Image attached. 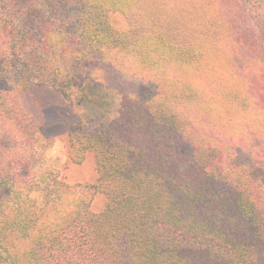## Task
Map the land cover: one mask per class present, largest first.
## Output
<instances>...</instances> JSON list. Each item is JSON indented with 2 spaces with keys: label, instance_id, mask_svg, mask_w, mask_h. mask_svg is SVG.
Segmentation results:
<instances>
[{
  "label": "trees",
  "instance_id": "16d2710c",
  "mask_svg": "<svg viewBox=\"0 0 264 264\" xmlns=\"http://www.w3.org/2000/svg\"><path fill=\"white\" fill-rule=\"evenodd\" d=\"M85 78L120 96L69 127L96 177L40 175L22 96ZM0 264H264V0H0Z\"/></svg>",
  "mask_w": 264,
  "mask_h": 264
},
{
  "label": "rangeland",
  "instance_id": "374dc122",
  "mask_svg": "<svg viewBox=\"0 0 264 264\" xmlns=\"http://www.w3.org/2000/svg\"><path fill=\"white\" fill-rule=\"evenodd\" d=\"M113 24L122 29L126 21L121 14H113ZM26 111L33 115L41 124L53 144L46 150L39 149L45 164L39 169L41 175L46 166L61 169L70 182H90L96 177V166L92 156L84 162L71 163L67 137L71 124L82 122L87 126L109 123L118 115L120 96L113 91L85 78L74 93V98L67 101L56 89L49 87H32L22 96ZM104 203L102 197L95 200L100 209Z\"/></svg>",
  "mask_w": 264,
  "mask_h": 264
}]
</instances>
